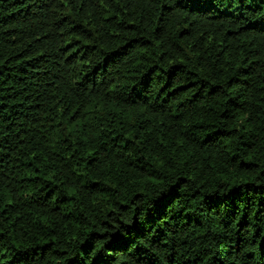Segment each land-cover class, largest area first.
Returning <instances> with one entry per match:
<instances>
[{
	"label": "trees",
	"instance_id": "1",
	"mask_svg": "<svg viewBox=\"0 0 264 264\" xmlns=\"http://www.w3.org/2000/svg\"><path fill=\"white\" fill-rule=\"evenodd\" d=\"M0 264H264V0H0Z\"/></svg>",
	"mask_w": 264,
	"mask_h": 264
}]
</instances>
